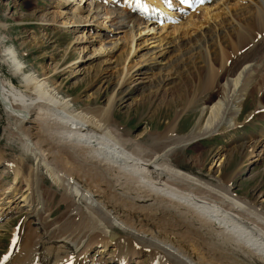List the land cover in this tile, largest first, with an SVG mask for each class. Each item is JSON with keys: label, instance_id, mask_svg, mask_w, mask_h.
<instances>
[{"label": "bare ground", "instance_id": "6f19581e", "mask_svg": "<svg viewBox=\"0 0 264 264\" xmlns=\"http://www.w3.org/2000/svg\"><path fill=\"white\" fill-rule=\"evenodd\" d=\"M74 1L60 2L63 11L58 14L64 21L62 26L68 25V22L73 25L78 20L84 24L85 20H75V17L83 13L87 6L89 22H98L101 12L106 11L110 27L129 31L126 43L118 36L108 40L102 25L95 26L98 33L89 43L93 45L98 39L100 46L93 47L90 57L102 54L111 57L126 47L122 57V63H126L133 57L136 48L147 47L150 39L144 40V35L155 34L153 28L164 25L159 28L163 31L175 25L173 32L165 33L169 40L165 36L159 39L160 45L153 52V57L145 54L140 63L126 68L123 65L120 85L133 79L132 70L140 73L154 69V65L161 62L160 58L172 53L178 40L175 35L180 30L185 36L190 33L191 36L196 34L192 30L200 29L210 20L216 22L219 19L217 12L230 16L229 40L219 52L211 53V63H207L201 84L202 87L207 86L205 90L208 101H211L208 109H201V114H208V117L205 123L197 124L191 131L193 134L189 132V137L180 140L183 147L190 144V140L197 141L219 131L235 129L238 124L235 117L242 111L246 96L255 92L258 94L264 88V61L259 58L264 56V0H241L255 6V9L245 11L239 5L241 20L235 19L228 10L230 0H187V3L181 0H139V3L127 0L128 5L120 12L115 7L109 8L114 6L111 0ZM248 11L250 16H247ZM196 12L203 13L204 22L193 21ZM142 24L145 26L143 29ZM205 29L194 35L188 44L197 43L213 30L209 25ZM138 35L142 37L139 38L140 43H136ZM251 47L253 49L248 51ZM226 48L230 49L234 58L228 52L226 54ZM7 51L15 74L22 75L23 88L36 97L32 98L0 77V108L7 117L9 127L15 129L18 138L20 135L21 147L26 154L33 155L35 163L28 166L22 155L10 165L14 181L6 188L10 191L6 204L14 203L18 196L29 207L20 222L22 245L13 237L18 236L15 229L11 239L12 253L1 264H79L86 251L99 243L100 252L109 245L116 248L118 264L128 263L142 253L147 255L148 264H264V221L261 219L259 222L258 218L251 216L250 207L245 210L242 200L229 196V187L220 188L224 192L217 194L207 187V183L176 167L171 158L175 155V145L180 144L171 145L170 140L171 143L166 145L149 147L151 155L145 149L144 155L141 147L135 144L129 149L130 140L119 139L108 127L111 118L108 107L96 115L72 110L69 101L58 97L44 80L22 71L15 51ZM227 57H232L233 61L229 66L226 65ZM258 59L260 63H256ZM218 61L219 66L214 69ZM251 85H255L257 91L251 88L247 92ZM263 99L260 96L255 106V111L262 114ZM248 116L253 119L254 113ZM97 130L103 135H97L94 132ZM249 143L254 153L259 142ZM245 146L241 145L240 149ZM230 152L216 168L221 176V170L231 157ZM42 168L46 169L52 183L63 189L61 203H65L66 212L56 219L49 216L52 210L48 209L45 200L49 189L44 186ZM18 176L28 193L20 185L16 186ZM223 176L226 177L225 174ZM217 180L222 184V179ZM52 193L55 194L54 191ZM73 196L78 198V203L72 204ZM256 206L254 204L251 209L264 210ZM7 218L8 215L3 216V219ZM115 226L126 233L139 235L137 243H132L135 239L131 236H118ZM163 246H167L172 253L165 251Z\"/></svg>", "mask_w": 264, "mask_h": 264}, {"label": "rangeland", "instance_id": "374dc122", "mask_svg": "<svg viewBox=\"0 0 264 264\" xmlns=\"http://www.w3.org/2000/svg\"><path fill=\"white\" fill-rule=\"evenodd\" d=\"M103 1L105 2V0ZM111 1L114 6L109 8L115 7L118 12L123 11L129 2L127 0ZM237 1L230 0V5H228V10L230 9L229 11L234 14L237 20L242 19L238 14L240 8L245 11L255 9L254 4L252 5L248 1ZM60 2L61 0H0L1 79L9 81L24 92L27 91L23 88L22 75L15 74V67L10 61L7 50L12 49L23 67L22 71L44 80L49 89H53L58 97L69 101L72 110L87 112L88 115L93 112L92 114L96 115V113L102 112L103 108L108 107L111 113L110 115L108 112L109 118L111 117L108 127L113 131L112 134L118 135L119 139L130 140L129 149L135 147L133 144L136 147H141L144 155L149 153L151 149L149 147L166 145L167 142L171 143L170 140L172 141L171 145L180 144L183 139L190 136L189 134H193L191 131L197 124L205 123L208 114H201V109H208L211 101H208V92L205 90L207 86L202 87L201 84L207 66L211 63V53L219 52L220 48L225 45V41L229 40L227 31L232 26L230 16L220 11L217 12L218 15H216L219 19H216V22L210 20L209 24L192 30L196 34L193 33L191 36V33L185 36L180 30L177 32L178 35L177 33L175 35L178 38L174 43L175 50L168 56L160 58L161 62L157 64L158 66L154 65V69L142 70L140 73H135L136 69H134L130 72L134 76L133 79L120 85V72L123 65L126 68V66L138 64L145 54L152 56L153 52L157 51L159 39L165 36L166 40H169V36L165 33H171L175 25L163 31L159 28L164 25L153 28L152 31H155V34L144 35V40L150 39L149 43H146L147 47L136 48L135 54L126 63H122L126 47L116 51L111 57L106 54L90 57L93 47L100 46L98 39L93 45L89 43L95 39L94 36L98 33L94 29L95 26L101 27L102 25V30L105 29V33L109 37L108 40L118 36L124 38L126 43L129 31L126 29L117 30L114 26L110 27L109 20L105 15L106 11L101 12L98 22H89L87 6L83 13L75 17V20L78 18L85 20L84 24L78 20L73 25L68 22V25L62 26L61 23L64 21L58 14L63 11ZM74 3H77V0ZM234 3L236 5H233ZM176 4H178L177 1ZM239 5L241 7L237 8ZM109 8L106 10H110ZM248 13L247 16H250V11ZM193 21L204 22L203 13L196 12ZM208 25L213 29L209 35L201 38L197 43L188 44L194 35L206 31L205 27ZM144 27L142 24L141 29ZM118 31L122 33H117ZM123 31L128 33L125 34ZM148 31L150 32V30ZM134 32L137 33V28ZM139 38L142 37L136 36V43L141 42ZM251 49L253 47L248 51ZM225 50L229 55L230 49L226 48ZM229 56L234 58L232 53ZM232 57H227L226 65L229 66L233 63L230 59ZM259 58L264 61V56ZM256 61V63L261 62L259 59ZM215 65L214 69L218 68L219 61ZM251 88L257 91V87L251 85L247 92ZM263 91L264 88L258 94L255 92L252 96H246L242 104V111L236 114L235 119L238 124L235 129L228 130V132L219 131L218 134L198 138L197 141L190 140L191 143L184 147L182 143L181 146L175 145V155L171 158L176 167L197 177L201 182L207 183V187L217 194L218 192L223 194L222 189H225L226 186L229 187L228 195L239 199V201L242 200L245 210L250 207L248 211L251 216L258 218L259 222L264 221V210L251 209V207L253 208V205L256 204V207L264 208V114L255 111L257 99L260 96L262 99L264 98ZM26 94L32 98L36 97L31 92H26ZM205 100L208 102L206 103ZM251 113H254L253 119L248 116ZM13 129L9 127L7 117L0 108V209H2L0 210V264L5 261L4 257L12 253L11 239L15 229L18 230V236L15 233L16 235L13 237L17 238L19 243L21 242L19 238L20 222L23 221L26 209L29 207L22 203V198L18 199V196L14 199V203L6 204L7 197L10 195V191L6 188L14 181L13 174L9 171L10 165L22 155L28 166L31 167L35 163L33 155L26 154V151L21 147L20 140L22 139L20 135L18 138V134L14 133L16 131ZM94 132L97 135L100 133L103 135L102 131ZM181 139L182 141H180ZM252 142H259L254 153H252V146L248 145ZM243 144L246 145L245 148L240 149ZM229 151H231V157L221 170V176L217 173L216 168L224 162ZM149 154L151 155L152 152L150 151ZM125 164L127 165V161ZM41 172L44 186L49 189L47 199H45L48 209L52 210L49 212V216L56 219L66 212L65 203H61L63 189L57 188L52 183L46 174V169L42 168ZM224 174L226 177L223 176ZM217 178L222 179V184L218 183ZM16 181H18L16 186L22 187V179L19 176ZM23 190L25 193L29 192H26V188ZM53 191L55 194H51ZM3 192L4 194L1 195ZM77 199L73 196L72 204L78 203ZM7 215L8 218L3 219V216ZM114 230L118 236H131L135 239L132 243H137L136 238L139 235L134 232L126 233L116 226ZM109 246L100 252L101 244L93 245L86 251L85 257L80 259L79 264H118L115 255L116 248L113 245ZM163 248L165 251L171 252L167 246H163ZM162 255L165 256V254ZM125 264H148V257L142 253L131 258Z\"/></svg>", "mask_w": 264, "mask_h": 264}, {"label": "snow or ice", "instance_id": "6c2138e0", "mask_svg": "<svg viewBox=\"0 0 264 264\" xmlns=\"http://www.w3.org/2000/svg\"><path fill=\"white\" fill-rule=\"evenodd\" d=\"M181 2H182V3H187V0H181ZM137 3H139V0H137ZM169 6H171V5H169ZM4 259L7 260L8 257L6 256V257H4Z\"/></svg>", "mask_w": 264, "mask_h": 264}]
</instances>
